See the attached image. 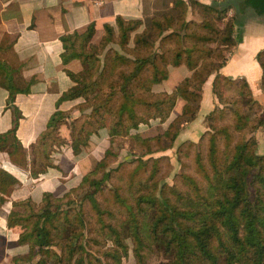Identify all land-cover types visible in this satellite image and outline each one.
I'll return each mask as SVG.
<instances>
[{
	"label": "trees",
	"instance_id": "16d2710c",
	"mask_svg": "<svg viewBox=\"0 0 264 264\" xmlns=\"http://www.w3.org/2000/svg\"><path fill=\"white\" fill-rule=\"evenodd\" d=\"M178 1H172L175 11H163L148 23L117 15L114 23L103 24L96 41L93 21L59 36L62 62L79 58L83 67L65 68L73 84L57 103L83 100L65 134L59 126L70 111L57 107L50 114L31 144V174L54 166L50 154L68 140L78 153L105 128L110 144L76 185L60 194L43 191L39 201L17 202L21 209L10 213L7 225L19 227L17 242L27 251L14 254L10 264H123L129 254L134 264H147L154 251L165 255L163 264H264V152L257 151L254 134L264 124V111L258 118L248 114L244 105L258 103L248 83L220 72L224 51L235 44L239 14L245 6L264 12V0H188L201 14L198 20L183 16ZM231 8L234 13L226 16ZM256 57L264 90V48ZM179 65L189 73L171 91L151 89L167 78L169 66ZM212 73L211 90L222 106L207 113L209 128L198 141L184 140L176 148L182 163L179 154L195 146L196 174L181 170L179 184L171 186L160 172L168 156L142 157L173 146L181 125L197 114L202 85ZM0 86L8 90L13 112L0 146L10 145L12 157L23 152L15 136L20 112L13 100L29 90L30 81L0 58ZM229 87L236 97L225 96ZM178 97L184 99L181 113L171 117ZM154 120L168 121L159 133L136 136L140 124ZM118 137H127L129 152L137 156L112 165Z\"/></svg>",
	"mask_w": 264,
	"mask_h": 264
},
{
	"label": "crops",
	"instance_id": "0c3cea01",
	"mask_svg": "<svg viewBox=\"0 0 264 264\" xmlns=\"http://www.w3.org/2000/svg\"><path fill=\"white\" fill-rule=\"evenodd\" d=\"M172 1L0 0V58L19 67L22 78L30 81L29 90L16 93L13 100L20 112L15 136L23 152L11 157L7 151L11 146H0V264H10L12 255L25 251V245L17 242L18 227L7 225L10 213L21 209L17 202L26 197L39 201L43 191L60 194L76 185L103 152L95 156L91 146L86 145L81 151L74 153L68 140L67 143L55 146L50 154L54 166H48L38 176L31 174V144L46 127L50 114L57 107L70 111L71 116L59 126L65 134L69 130L70 120L79 114L75 105L83 100L77 97L57 103L62 92L73 84L65 68L78 72L83 67L79 58L62 62V43L59 36L74 30L82 31L93 21V40H96L103 32V24L114 23L117 15L124 18H142L148 23L152 16L163 11H175ZM178 3L182 6L183 16L193 17L188 0H179ZM233 13L234 9L231 8L226 16ZM239 15L234 26L235 44L220 72L232 78L244 79L253 97L264 106L262 68L256 57L257 52L264 48V12L245 6ZM188 73L183 65L169 66L167 78L152 83L150 87L156 91H171ZM213 75H209L202 85L197 114L181 125L176 141L195 140L206 129L205 115L218 103L211 90ZM8 100V90L0 86V134L13 125V112L7 104ZM183 104L184 99L178 97L171 117L181 113ZM100 136L98 142L104 144L107 141L108 145L109 137L105 128L100 130ZM94 138L91 136L89 139L92 145L96 141ZM105 147L106 144L103 150Z\"/></svg>",
	"mask_w": 264,
	"mask_h": 264
},
{
	"label": "rangeland",
	"instance_id": "374dc122",
	"mask_svg": "<svg viewBox=\"0 0 264 264\" xmlns=\"http://www.w3.org/2000/svg\"><path fill=\"white\" fill-rule=\"evenodd\" d=\"M191 11H192V16H193L192 18H195L196 20L201 18V14L198 12L197 9L191 10ZM98 39H96V40H98ZM112 45L116 46L115 44H112ZM224 52H225L226 56L229 54V52H227V51H224ZM152 90L156 91L155 89H152ZM223 93L225 94V96L230 97V98L232 96H235V97L237 96L236 91L233 88H230V87H229V89H224ZM252 97H253V95H252ZM253 98H255V97H253ZM257 102L259 104L258 103L257 104L256 103L255 104L249 103V104L244 105L245 110L253 118H258L262 114V112L264 111L263 104H261L258 100H257ZM221 106H222V104L218 102L217 105H215L214 108H218V107H221ZM229 106L234 107L231 104ZM172 115H173V111H172L170 116H172ZM206 115H205V123H206V126H207L206 128L208 129L209 128V126H208L209 119L206 117ZM214 119H215V115H214ZM167 121L161 123L158 120H154L148 125H146L144 123L140 124L139 125V129L137 131H135L136 132L135 134L138 137H142V136H148V135H152V134H155V133H159V132H161V130H163L165 128V126L167 124ZM201 134H202V132L200 133V135ZM254 134H255L256 141H257V151L259 153H262V152H264V124L259 126L255 130ZM94 137H95L94 139H96L95 143L92 145V143H90L89 140H88L86 145L91 146V149H93V154L95 156H97V155H99V152L101 153V151H104L103 147L105 146V144H106V147H107V146H109L110 142H108V145H107V141L104 142V144L101 143V142L99 143L98 141H100L101 136H94ZM198 139L199 138H197L195 140H193V139H189V140L198 141ZM184 140L187 141L188 139H183L181 141H176V138H175L172 147H170V148H168V149H166L164 151L162 150V151H157V152H154V153H151V154H146V155H144L142 157V158H146L149 155L157 157V156H159L161 154H166L168 156V162H166V161L163 162L160 172H161V175L163 176V179L168 184H170L171 186H174V187H177V185L179 184V176L178 175L181 172V170L183 172H189V173H192V174H196L195 169H194V155H196L195 154V152H196L195 146H192L189 149V152L186 155L184 153H180L179 154L180 158L182 159V163L177 159L178 155L175 152V150H176V148L179 147L180 144H182V142ZM112 148L116 152H118L117 157L111 162L112 165H115L117 162H119L122 159L130 160V159H132V158L137 156V155H134L133 153L131 154L129 152L130 148H129V143H128V138L127 137H118L117 139L115 138V140L112 142ZM199 150L200 151L202 150L204 152V147L201 144L199 146ZM102 154H103V152L101 153V156H102ZM101 156H99V157H101ZM97 160L93 161L92 166L87 171H85V173L91 171L94 168ZM18 230H19V227H18ZM9 237H11L10 234H9ZM1 243H2V240L0 239V244ZM26 251H27V245L25 244V251L24 252H20V253H25ZM165 260H166L165 255L160 253V252H157V251L151 252L148 255V257L146 258L147 264H163ZM123 264H134V258L132 256V254H129L126 258L123 259Z\"/></svg>",
	"mask_w": 264,
	"mask_h": 264
}]
</instances>
